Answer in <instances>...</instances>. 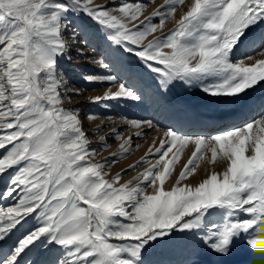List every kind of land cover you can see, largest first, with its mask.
Wrapping results in <instances>:
<instances>
[{"label":"bare ground","instance_id":"6f19581e","mask_svg":"<svg viewBox=\"0 0 264 264\" xmlns=\"http://www.w3.org/2000/svg\"><path fill=\"white\" fill-rule=\"evenodd\" d=\"M9 1L21 0L3 2ZM31 1L40 14L33 24L42 25L30 60L49 69L50 81L40 91L39 114L22 116V124H31L27 149L6 142L12 128L0 114V264H98L73 240L96 231L84 220L90 208L99 209L108 237L123 239L124 251L112 247L111 254L126 264L136 248L125 240L129 209L145 221L134 223V234L143 237L222 195L247 202L252 185L242 175L264 167V117L249 122L264 110V55L243 57L264 43V7L249 13L261 0ZM245 25L229 53L216 51ZM171 48L179 74L163 66ZM164 71L173 95L152 80ZM160 258L151 263L167 264Z\"/></svg>","mask_w":264,"mask_h":264},{"label":"rangeland","instance_id":"374dc122","mask_svg":"<svg viewBox=\"0 0 264 264\" xmlns=\"http://www.w3.org/2000/svg\"><path fill=\"white\" fill-rule=\"evenodd\" d=\"M3 1L5 0H0V102L4 108L0 110V114L5 119L2 117L1 122H5L7 127L12 128L11 132H8L6 142H13L16 146L23 144L24 148L27 149L28 143L26 142L24 132L26 126L28 128L31 124H22L24 120L22 116L32 117L35 114H39L40 91L50 81V71L48 68L37 69L30 60L31 51L35 45L34 35L36 27L37 25H42L41 22L37 23V25L33 24L36 22L35 18L40 17L39 11H36L37 6L35 2L21 0L19 2L9 1L5 3ZM159 1L153 0V4ZM248 1L252 2L253 0ZM263 3L264 0H261V5L249 13L252 15L255 10H262L264 7ZM112 4V2L106 1L108 8ZM145 5L147 3L143 7ZM114 6L116 7L117 5L114 4ZM98 10L95 11L96 15L93 17V24L96 26L100 25L98 21L102 17ZM157 13L160 14V17H163V21L165 20L164 25L170 28L169 24L172 22V19L166 13V9L161 8ZM31 15L34 21H30ZM250 20V15H247L246 21ZM49 21L54 22V19L50 18ZM138 21L140 20L137 19ZM157 22L158 19L155 18L152 23L155 24ZM171 25L173 26V24ZM215 26L214 21L209 24L210 28H215ZM71 27L74 28L75 26L72 25ZM217 28L218 26L216 27V31ZM247 30L246 25L244 27L237 26L235 32L227 34L222 39L220 45H217L216 51L223 50L229 53L230 47L234 46ZM254 54L258 56L264 55V43L259 45L257 49L252 50L251 53L246 51L243 57H252ZM208 58L209 55L207 54L203 61ZM177 61L174 48H171L168 57L163 62V66L172 74H179ZM140 63L141 65L146 64L144 56H141ZM165 72H159L160 76H153L152 80L164 83L165 89L171 94L173 91L170 90V80L167 78ZM261 74H257L256 77H259ZM61 79L67 82L65 76ZM15 87L20 89H16ZM13 90L18 91V97H15L16 94L13 93ZM77 111L78 109L75 110V112ZM262 117H264V110L255 115L249 122H255L258 118ZM24 148L21 147L25 151ZM218 155L219 150L216 149V156ZM263 157L264 155L262 159ZM36 162L41 163V159L38 158L35 162L32 159L27 165L25 164L26 171L28 170V165H35L34 163ZM47 163L48 161L44 160L41 166L45 167ZM33 171L34 169H32L31 173ZM246 174L242 175L243 181H250V187L252 185L251 189L248 190L249 192H247L248 195L245 194L247 197L244 195L246 199L248 198L247 202L241 203L232 194L222 195L219 197L218 203H208L206 206L202 205L195 212L183 215L171 226H166V224L154 226L143 237H136L134 234L137 231L135 230L136 225L134 223L138 220L141 225L145 221L140 219L134 220V216L131 215L132 213L129 209L124 214L129 217L127 222L124 221V225L126 227L125 231L130 233V238L125 240H130L136 248L132 249L131 255L127 254L125 256L128 259L126 264H138L137 258L139 256L145 264H152L153 258L158 259V262H160L161 256H165L167 264H263L264 167L260 173L255 174L251 172L248 173L250 175ZM246 176L248 177L246 178ZM98 210L96 207L90 208V213L85 214L84 217V220L88 217L89 222H91V225H94L96 231L89 232L88 234L74 235L73 240L77 242L76 246L81 253L86 255L91 253L94 258L98 259V264H118L112 258L111 248L114 247L124 251V247L121 245L123 239L116 238V236L108 237L105 234L102 217L96 214ZM2 236L0 234L1 241L5 239ZM193 247L196 248L195 251L192 250ZM168 253L177 255L170 257Z\"/></svg>","mask_w":264,"mask_h":264}]
</instances>
